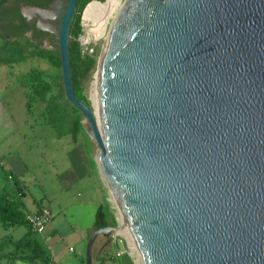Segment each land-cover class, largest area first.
I'll use <instances>...</instances> for the list:
<instances>
[{"label":"water","instance_id":"water-1","mask_svg":"<svg viewBox=\"0 0 264 264\" xmlns=\"http://www.w3.org/2000/svg\"><path fill=\"white\" fill-rule=\"evenodd\" d=\"M78 5L19 8L55 36L65 96L143 264H264V0H122L98 111L74 90ZM120 228L95 229L86 264Z\"/></svg>","mask_w":264,"mask_h":264},{"label":"crops","instance_id":"crops-1","mask_svg":"<svg viewBox=\"0 0 264 264\" xmlns=\"http://www.w3.org/2000/svg\"><path fill=\"white\" fill-rule=\"evenodd\" d=\"M7 20L0 22V44L4 38L15 41L27 37L23 31L16 34L7 29L8 26L4 25ZM3 65L6 64L0 66ZM25 121L28 123L29 120ZM15 131L8 111L0 101V196L16 195L12 180L7 178V174H10L23 191L26 213L46 207L51 210L53 218L43 234L33 233L31 237L28 225L5 227L0 224V264H79L95 231L98 208L101 205L108 208L109 189L93 157V150L85 141L79 144V139L74 140L71 136L64 145L65 164L59 166V160L55 157L51 159L56 168L47 186L42 178L46 156L44 153L34 155L32 149L37 146L27 144L31 137L24 130ZM32 138L42 146L49 141L44 135H33ZM57 138L62 137L57 135ZM35 185L41 189L39 196L33 195L32 186ZM105 243L104 237H98L94 252H98ZM112 244L106 246L104 251L110 250ZM121 257L116 253L111 259L123 264L124 261L118 260Z\"/></svg>","mask_w":264,"mask_h":264},{"label":"rangeland","instance_id":"rangeland-1","mask_svg":"<svg viewBox=\"0 0 264 264\" xmlns=\"http://www.w3.org/2000/svg\"><path fill=\"white\" fill-rule=\"evenodd\" d=\"M84 1L87 0L81 1L79 10L77 11L78 24L75 27L77 34L72 37V41L79 44L80 54L82 55V57L84 59L89 58L95 61L96 66L91 70L89 77L85 81L81 82V84L78 86L77 92L83 100H86L89 105H93L97 110L98 86H96L95 82L97 81L96 75L98 62L108 39L112 18L105 20V17L101 15V17H97L98 20L93 19V22H89L90 24L86 26L82 21L86 6L82 5ZM94 7V4H92L86 9L84 16L85 21H87ZM85 35L86 37L83 41L82 37ZM86 39H90V42L87 46H85V44L83 43L86 41ZM41 48L55 49V46L53 44H47L46 46H42ZM35 69L44 70L49 74L57 73V69L53 65H51L47 58H41L37 56H29L24 61L0 66V101L2 102L4 108L8 111V116L14 124V128L16 130L15 132L18 133V131L24 130L25 133L31 137L28 138L27 144H35L37 146V148L32 149L33 154L41 156L44 153V155L46 156L45 162L43 163V169H45V173L44 175H42V178L43 182H45L48 186L47 182H49L50 177L54 176V169L56 168L52 165L51 159L52 157H55L57 161L59 160V166H63L65 164L63 158L65 150L64 145L68 143L71 135H65L60 139L57 138L55 128L49 124L46 104H42L40 101L36 100L32 104L31 112L28 111L25 88L22 86L21 82L25 75ZM60 83L63 84L62 80ZM51 102L53 104L64 105V94L61 91L56 90L51 95ZM53 114L60 123L58 111H55ZM25 120H29L28 123ZM67 125L68 124L62 125L63 129H66ZM33 135H37L38 137L42 135L47 136L49 141L42 146L39 141L33 140ZM78 139L79 144H82L85 141L91 146L93 150V157L97 161L98 147L89 138L85 130L81 131ZM32 187L33 195L39 196V192H41L40 187L36 185ZM30 194L29 197L31 199L32 194ZM107 198L111 222L115 226H124L121 215L109 190ZM112 243L111 249L106 252L104 251L99 258H94L93 264H119L118 261H113L111 259V256L116 255V253H118L119 256H123L118 259L122 262L124 261L123 264H143V261L140 258L139 253L128 231L124 232L122 229L121 231L119 230L115 232L112 236ZM70 245L73 247L75 246L73 245V243H70ZM82 256V261H79V264H86V251Z\"/></svg>","mask_w":264,"mask_h":264},{"label":"trees","instance_id":"trees-1","mask_svg":"<svg viewBox=\"0 0 264 264\" xmlns=\"http://www.w3.org/2000/svg\"><path fill=\"white\" fill-rule=\"evenodd\" d=\"M10 0H0V22L7 20L10 17L9 10L5 8V5ZM23 1L25 4H31L26 0H16L17 7L15 10L14 20L21 23L20 29L23 32L29 29V26L25 22L24 17L21 14L19 8V2ZM52 0H46V6ZM82 0H79V5ZM90 0L84 1L83 6L87 4ZM78 5V10H79ZM77 10V11H78ZM78 24V16L76 13V18L71 30V42L69 46L72 76L74 83V90L79 99L89 104L86 100H83L79 93L77 92L78 86L81 82L85 81L91 72L95 68V61L87 58L84 59L80 54V47L77 42L72 41V37L77 34L75 30ZM7 29L9 25H7ZM2 36V32H0ZM55 49L41 48L39 45L34 43L31 38L23 37L15 41L4 38L3 43L0 44V65L1 64H13L15 62H21L26 60L29 56H37L41 58H47L51 65L57 69V73L49 74L44 70L35 69L25 75L22 79V86L25 88V96L27 98V108L31 112L32 104L36 100L40 101L42 104L47 105V112L49 117V123L55 128L58 136L63 137L65 135H71L74 140H77L79 134L83 127V116L78 108L72 105L65 96L64 86L61 84L62 71H61V59L59 52L56 47V42L54 43ZM28 52V53H26ZM61 91L65 96V104H53L51 102V95L56 91ZM58 111L60 123L54 116V112ZM68 124L66 129H63L62 125ZM11 176V178H10ZM7 178L12 180L14 187L16 189V195L14 197L8 196V194L0 196V224L5 227L28 225L27 213L24 209L23 191L21 190L19 182L13 179L12 175L7 174ZM108 225H114L109 219V210L105 205H101L98 208L96 214V221L94 228L99 229L106 227ZM31 231V230H30ZM32 232V231H31ZM33 234L29 233V237ZM28 237V238H29ZM20 244V243H19Z\"/></svg>","mask_w":264,"mask_h":264},{"label":"built area","instance_id":"built-area-1","mask_svg":"<svg viewBox=\"0 0 264 264\" xmlns=\"http://www.w3.org/2000/svg\"><path fill=\"white\" fill-rule=\"evenodd\" d=\"M108 0H90L89 2H87L86 6H85V10H84V16H85V11L86 9L94 4V8H93V11L91 12V14L89 15L87 21L84 20V16H83V23L88 26V24H90L89 22H93V19H97L98 16L101 17L102 15V7L100 6V4L102 2H106ZM122 0H117L116 4L119 5V3L121 2ZM99 17V18H100ZM86 35L82 37V40L84 41ZM90 42V39H86L85 42H83L85 44V46H87ZM11 178V176H10ZM52 218H53V215H52V212L50 209L46 208V207H42L41 209H39L38 211L36 212H31V213H28L27 214V220H28V223H29V227L31 229V231L33 233H36V234H43L48 225L50 224V222L52 221Z\"/></svg>","mask_w":264,"mask_h":264},{"label":"flooded vegetation","instance_id":"flooded-vegetation-1","mask_svg":"<svg viewBox=\"0 0 264 264\" xmlns=\"http://www.w3.org/2000/svg\"><path fill=\"white\" fill-rule=\"evenodd\" d=\"M28 2H31V4H36L40 6H44L46 3V0H26ZM23 2V1H21ZM20 4V2H19ZM17 7L16 0H10L6 5L5 8L9 10V13L11 14L7 21H5V26L9 25L10 30L13 33L20 34L23 30L20 29L21 23L17 20H14L15 16V10ZM28 25V24H27ZM29 29L25 31V35L32 39L34 43H36L39 46H46L47 44H53L56 42L55 36L53 34L39 31L36 29L35 24L28 25ZM6 29V28H5ZM15 37V35H14ZM13 37V38H14Z\"/></svg>","mask_w":264,"mask_h":264},{"label":"bare ground","instance_id":"bare-ground-1","mask_svg":"<svg viewBox=\"0 0 264 264\" xmlns=\"http://www.w3.org/2000/svg\"><path fill=\"white\" fill-rule=\"evenodd\" d=\"M116 2H117V0H108V1L102 2L100 4V6L102 7V15L105 17V20H108L109 18H112V20H113V16H114L115 10H116V8L118 6L116 4ZM95 84H96V86H98V77H97V81L95 82ZM97 108H98V104H97ZM96 111H98V109ZM97 158H98V156H97ZM121 219H122V217H121ZM122 221H123V219H122ZM123 225L124 226H121L120 231L122 229H123L124 232L128 231V233L130 234V236H131V238H132V240L134 242V239H133L131 233L129 232L127 226L124 224V222H123ZM134 245H135V242H134ZM135 247H136V245H135ZM139 256H140V254H139ZM140 258H141V256H140Z\"/></svg>","mask_w":264,"mask_h":264}]
</instances>
